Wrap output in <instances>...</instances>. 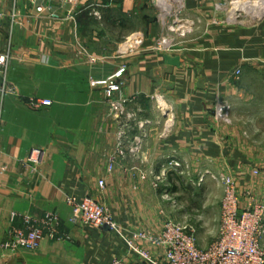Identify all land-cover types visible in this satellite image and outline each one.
I'll list each match as a JSON object with an SVG mask.
<instances>
[{
	"label": "crops",
	"instance_id": "obj_1",
	"mask_svg": "<svg viewBox=\"0 0 264 264\" xmlns=\"http://www.w3.org/2000/svg\"><path fill=\"white\" fill-rule=\"evenodd\" d=\"M184 5L194 29L163 52L154 49L161 28L148 0H81L72 18L71 5L61 0H0V246L11 230H26L25 215L58 216L54 237L43 230L35 251L8 254L0 248V264L136 261L109 228L72 224L68 196L92 197L127 234L159 233L164 196L176 195V180L193 182L197 172L199 181H214L221 193L218 175H233L241 207L262 195L238 128L215 121L212 107L224 98L236 122L235 104L245 88L264 81V21L228 23L212 12V0ZM133 31L144 34L142 51L120 55V41ZM121 68L117 96L135 114L126 145L138 150L108 172L117 126L109 116L105 79ZM42 100L50 104L33 107ZM159 102L168 110L160 111ZM33 149L42 151L35 169L26 162ZM142 244L161 256V248Z\"/></svg>",
	"mask_w": 264,
	"mask_h": 264
},
{
	"label": "built area",
	"instance_id": "obj_2",
	"mask_svg": "<svg viewBox=\"0 0 264 264\" xmlns=\"http://www.w3.org/2000/svg\"><path fill=\"white\" fill-rule=\"evenodd\" d=\"M61 1L64 5H71L67 16L72 18V12L81 0ZM183 7L185 8L184 4ZM180 13L179 11L174 15L175 18L170 24L169 32L166 35H160L155 40L154 49L171 52L175 49L179 39L185 38L193 31L194 21L186 18L177 19ZM52 14L55 16L54 13ZM143 45L144 36L137 32L131 33L120 43L118 53L120 55L135 54L142 51ZM94 60L90 58V61ZM123 72L124 68H121L105 79V96L109 116L117 126L115 151L107 158L108 172L113 170L116 161L138 150L136 144L131 147L126 145L127 131L130 128V122L135 120V114L128 113L126 109L128 101L117 96L122 88L123 83L120 77ZM239 74L240 71L236 70L235 76L238 77ZM49 104L48 100L32 102L33 107ZM158 106L162 112L168 110V107L160 102ZM212 113L219 124L232 123L231 104L224 98L215 99ZM138 125L143 126V124ZM41 152L33 149L26 158V162L31 165L32 169L39 165ZM170 165L176 167L178 163L173 161ZM166 172L167 170H164L161 177H158L159 181L166 175ZM258 173L257 170L253 171V174ZM217 180L223 187L220 226L216 239L206 248H200L192 226L171 219L164 222L159 233L141 230L126 234L117 225L108 209L89 196L81 198L68 196L66 198V203L71 208L70 222L74 225H91L98 228L107 224L111 231L122 237L129 252L136 257V261L116 259L111 264H264V250L261 247V239L264 236V196L262 202L253 199L246 207H241V195L234 177L220 173ZM98 185L103 188L104 179H100ZM24 222L26 230H11L0 246L2 251L8 254L18 250L35 251L39 248L44 235L43 230H47L49 237L56 235L58 216L53 212H48L39 219L25 215ZM142 243L161 248V256H153Z\"/></svg>",
	"mask_w": 264,
	"mask_h": 264
},
{
	"label": "rangeland",
	"instance_id": "obj_3",
	"mask_svg": "<svg viewBox=\"0 0 264 264\" xmlns=\"http://www.w3.org/2000/svg\"><path fill=\"white\" fill-rule=\"evenodd\" d=\"M148 1L154 15L153 20L161 28V35H166L169 32L170 24L175 18L174 15L176 13L178 14L179 11L181 13L177 19H188V17H185V8L183 7L185 0H179L178 2L168 0L167 9H165L162 0ZM263 1L264 0H212L211 10L216 15H222L228 23L248 26L264 21ZM255 2L257 4L253 5L252 3ZM246 3H248L247 5H250L248 8L243 7ZM135 32L144 35L141 31H133L131 33ZM243 98L244 99L240 103L238 102L235 104V112L239 115L238 120L236 122L232 120L231 124L224 126H235L238 128L240 135L239 144L244 149L247 159L255 166L253 171L257 170L259 172L254 175H260L259 178L263 187L264 81L256 80L252 82L248 88H245ZM197 173L193 182L184 181V183H182L181 180H176V186L179 189L178 193L170 197L164 196L163 201L165 203V208L167 207V211H164L163 217L164 222L171 219L192 226L195 229V236L200 248H206L216 239L218 234L220 226L219 211L221 209L223 192L221 193V188H219L214 181H208V183L203 180L199 181ZM231 176L233 177V175ZM164 193L167 192L165 191ZM263 196L264 191L262 195H258L257 200L254 199V201L262 202ZM241 204H243L242 201ZM147 231L150 230L147 229Z\"/></svg>",
	"mask_w": 264,
	"mask_h": 264
},
{
	"label": "bare ground",
	"instance_id": "obj_4",
	"mask_svg": "<svg viewBox=\"0 0 264 264\" xmlns=\"http://www.w3.org/2000/svg\"><path fill=\"white\" fill-rule=\"evenodd\" d=\"M163 1V4H164V6H165V9H167L168 8V5H167V1L168 0H162ZM170 1H173V0H170ZM248 3H246V5H243V7H245V8H248L250 5H247ZM253 5H255V4H257L256 2L255 3H252ZM263 5H264V1H263V3H262ZM170 7V6H169Z\"/></svg>",
	"mask_w": 264,
	"mask_h": 264
},
{
	"label": "water",
	"instance_id": "obj_5",
	"mask_svg": "<svg viewBox=\"0 0 264 264\" xmlns=\"http://www.w3.org/2000/svg\"><path fill=\"white\" fill-rule=\"evenodd\" d=\"M103 227H104L105 229H108V225H107V224H105Z\"/></svg>",
	"mask_w": 264,
	"mask_h": 264
}]
</instances>
